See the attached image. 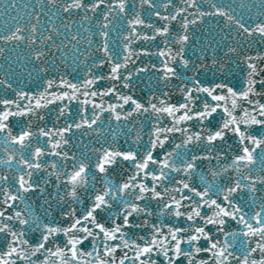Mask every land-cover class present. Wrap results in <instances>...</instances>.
<instances>
[{
  "label": "snow or ice",
  "instance_id": "6c2138e0",
  "mask_svg": "<svg viewBox=\"0 0 264 264\" xmlns=\"http://www.w3.org/2000/svg\"><path fill=\"white\" fill-rule=\"evenodd\" d=\"M2 2L0 264H264V0Z\"/></svg>",
  "mask_w": 264,
  "mask_h": 264
},
{
  "label": "water",
  "instance_id": "95a60500",
  "mask_svg": "<svg viewBox=\"0 0 264 264\" xmlns=\"http://www.w3.org/2000/svg\"><path fill=\"white\" fill-rule=\"evenodd\" d=\"M132 2H133V0H129V8H131ZM216 2L219 3L220 0H216ZM224 2L232 3V0H224ZM245 2L252 8V11L251 12H247V9H240L239 7H237V10L241 11V12H244L246 14V16L255 17V15H256V13H257V11L259 9L256 7V5L253 2V0H245ZM236 4L237 5L239 4V0H236ZM3 6H4L3 2H2V0H0V7H3ZM16 7L17 8H21V0H17ZM208 8H209V5L205 4L204 5V9L207 10ZM136 10H139L138 3H137V9ZM148 11H150V10L145 8V10L142 13V17H147ZM11 15L12 16H16L17 15L16 9L12 10ZM20 15L23 16L24 12L21 11ZM4 18L8 19L9 17L6 14ZM216 20H220L221 24H223L222 18L205 17L204 18V22L202 24L198 25L197 30H195V37L199 38L202 31H207L209 28L213 27V25L216 24ZM229 39H231V38H229ZM157 43H159V40L157 41ZM232 43H235V41H232ZM161 46H163V45H161ZM135 47H139V45H136ZM245 50L249 54H252V55L257 54V52L264 53V47H260L258 45H253L251 48H246ZM6 55L9 56V57H14L15 54L6 53ZM189 55H191L190 51H189ZM221 55H222V53H221ZM141 59L146 61V62L150 61L152 63H158V59L155 58V57H151V58L142 57ZM0 64H4L5 65V69L4 70H7V63L5 62L4 58H2V57H0ZM13 66H15V65H13ZM231 67H233L234 73L233 74H229L228 83L231 86L235 87L237 90H239L240 88L243 87V84H244V75H245V73L242 71L243 66L241 65L240 68H236V65L233 64V65H231ZM51 75H54V74H51ZM147 75H152V73H148ZM188 75H191V73H188ZM200 78H201V80L205 81V83H208L209 81L214 79L212 77L211 73H209L207 75H201ZM145 83H147V76H145ZM171 83L172 84H178L179 81L174 80ZM15 86L18 87V88H23L25 91H28L29 89H31L33 92H36V91L39 90L34 82H32L31 80H26V79L23 80V82L17 83ZM136 95H137L138 98L139 97H143L144 99H147L148 89L145 88L144 84H140L139 90L136 92ZM178 98H179V94H176V96H174L172 102H175V100L178 99ZM255 99H261V98L256 97ZM261 102L264 103V99H261ZM77 107H78V105L74 104L72 106L73 111H75V109ZM44 111L48 112V115H46V117H45V123L47 124L48 127H52L53 124L55 123L57 105H51L50 106V110L46 109ZM105 115H107V114H105ZM238 115H239V113H238ZM60 124H61V126L63 125V120L60 121ZM36 127H38V125L34 124V129ZM250 131L254 135L264 136V128L253 126L250 129ZM233 139L234 138H229V143H232ZM85 142H87V140H85ZM37 204H39V201H37ZM152 209L154 210V215H153V217L150 218L151 221L156 222V223H160L161 221H163L164 223H170L171 222L167 217H159L158 218V210L156 209L155 202L152 203ZM83 210H84V206H78V211L79 212H82ZM110 224H111V221L109 220V226H110ZM234 228H235V226H234ZM236 230H239V229L236 228ZM126 231L129 233V236L132 239H137L138 235H145L146 238H147L151 234L149 229H147V228H145L143 230H140V229H126ZM59 239L62 241L63 237H60ZM202 243H205V242L202 241ZM82 247H86L87 250H91V246L87 242ZM185 247H187V246H185ZM117 255L119 256L120 253H117ZM178 264H179V262H178ZM185 264H186V262H185Z\"/></svg>",
  "mask_w": 264,
  "mask_h": 264
}]
</instances>
